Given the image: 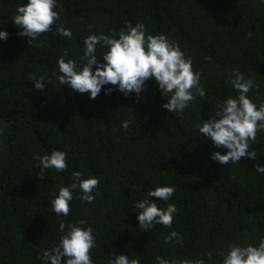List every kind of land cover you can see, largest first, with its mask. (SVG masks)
<instances>
[{
    "label": "trees",
    "instance_id": "obj_1",
    "mask_svg": "<svg viewBox=\"0 0 264 264\" xmlns=\"http://www.w3.org/2000/svg\"><path fill=\"white\" fill-rule=\"evenodd\" d=\"M26 3L0 0V31L9 34L0 40V264H48L43 251L63 235L58 219H84L93 228V264H109L113 253L140 264H157L158 256L222 264L218 253L230 243L258 247L264 239V174L255 166L264 167V131L252 144L255 160L222 166L211 154L227 150L215 148L196 125L238 96L233 70L255 81L248 96L257 106L264 102V0H57L64 9L60 19L30 44L12 19ZM129 22L144 24L146 35L177 42L201 73L205 97L177 115L162 107L168 97L152 79L139 96L105 85L96 99L59 83L57 60L65 49V59L82 62L87 35H111ZM60 24L71 39L57 33ZM106 51L98 46L97 57ZM33 73L44 77L43 91L34 89ZM53 149L67 153L68 168L47 169L41 180L37 157ZM76 171L99 178L95 200L81 202L77 190L69 216L57 217L51 200L74 182ZM161 186L176 189L169 201L156 200L164 208L176 205L173 224L140 229L135 203ZM173 231L183 242L165 244Z\"/></svg>",
    "mask_w": 264,
    "mask_h": 264
},
{
    "label": "clouds",
    "instance_id": "obj_2",
    "mask_svg": "<svg viewBox=\"0 0 264 264\" xmlns=\"http://www.w3.org/2000/svg\"><path fill=\"white\" fill-rule=\"evenodd\" d=\"M59 7V12L56 11ZM64 11L57 4V0H27V3L18 6L13 22L21 28L18 33L21 37L29 38V44L37 40L42 34L52 31L53 25L60 19ZM56 31L59 35L71 39L73 33L60 24ZM8 33L0 31V40H6ZM251 36V33H249ZM84 54L80 58L65 59L68 50L58 58L59 75L57 80L61 85H67L73 91L84 94L90 93V99H96L105 85L115 86L125 97L131 93L137 96L145 90L146 81H155L163 97H168L167 103L162 107L169 113L181 115L197 96L205 97L206 92L201 86V73L194 72L192 60L181 50L180 45L170 41L164 34L146 35L145 25L137 23L133 26L130 22L119 32L111 35L104 33L89 34L83 40ZM103 46L107 51L98 58L97 47ZM103 61V62H102ZM55 74V73H54ZM234 77L230 82L239 93L237 97H229L223 101L218 110L208 120L197 124L198 132L206 139H210L215 148L226 149V154L219 151L211 154V159L224 166L239 163L241 158L247 157L255 160L257 152L252 149L257 133L264 131V102L259 106L249 98L248 93L255 87V81L239 70H233ZM29 79L34 81V89H45L44 77L33 73ZM112 88L105 94H110ZM122 127L127 129L129 122L124 121ZM251 149V150H250ZM67 153L53 149L50 154L37 157L41 165L38 178H45V170L55 169L57 172L67 170ZM258 173L264 174V167L255 166ZM73 183L68 187H60L58 195L51 200L52 212L57 217L66 218L70 214V202L74 192L79 190L82 194L77 197L81 202L92 203L95 200L94 190L99 184V178H83L81 172L72 173ZM176 189L171 186H161L149 191L147 196L136 202L139 209L137 220L140 229L147 231L154 225H163L171 228L174 214L177 212L174 203L161 207L156 200L169 201ZM149 197L154 199H149ZM59 229L63 233L59 243L43 251V260L48 264H93L91 251L96 247L94 230L86 226L84 219L73 223H65L58 219ZM175 240L183 242V237L176 231L164 239L165 244ZM222 257V264H264V239L258 247L239 246L229 244L228 251L218 253ZM109 264H140L139 259H129L126 254H115ZM209 260L212 253H206ZM157 264H206L204 258L199 259H165L156 257Z\"/></svg>",
    "mask_w": 264,
    "mask_h": 264
}]
</instances>
